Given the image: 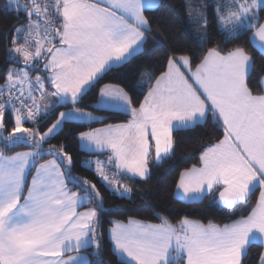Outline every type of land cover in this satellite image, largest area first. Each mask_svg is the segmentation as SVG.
Masks as SVG:
<instances>
[{
  "label": "snow or ice",
  "instance_id": "6c2138e0",
  "mask_svg": "<svg viewBox=\"0 0 264 264\" xmlns=\"http://www.w3.org/2000/svg\"><path fill=\"white\" fill-rule=\"evenodd\" d=\"M165 7L0 0V264H264V0H181L163 24ZM66 124L86 129L80 167L129 200L127 181L175 158L174 132L211 127L172 196L226 222L106 220L105 192L49 143Z\"/></svg>",
  "mask_w": 264,
  "mask_h": 264
},
{
  "label": "trees",
  "instance_id": "16d2710c",
  "mask_svg": "<svg viewBox=\"0 0 264 264\" xmlns=\"http://www.w3.org/2000/svg\"><path fill=\"white\" fill-rule=\"evenodd\" d=\"M163 3L166 5L165 8H162L159 12L150 13V15L157 16L161 23L166 24V17L169 15L167 6H173L171 9L173 13L181 12V0H163ZM10 22L11 15L0 14V27H7ZM178 27L180 26L178 25ZM163 54L164 45L161 44L152 60L155 61L159 59ZM152 67H156L155 63H153ZM116 75L115 73L110 74V76ZM127 75L131 78L134 73L128 72ZM104 82H108V79L106 78ZM90 101L91 94L85 97L84 104L81 106L87 105ZM98 114L101 116L109 115L107 112H100ZM54 118L55 117H53V119ZM124 119L126 118L122 116H113L109 122H119ZM98 125L100 124H94L93 127ZM83 130L86 129L78 127L75 124H66L64 130L54 139L50 140L49 143L57 146H59L61 142L66 143V151L70 152L74 157L73 173L96 183L97 187L101 188L102 192H105L106 207L108 208V213L105 217L106 220L110 218L126 220L128 217H135L140 220L159 223L160 221L152 214L153 209H155L160 211L164 216H167L173 223L184 215L193 219H200L204 222H207L208 219H215L220 223L226 222L224 220V214L216 212L214 209L208 207L207 201L203 203L187 204L172 196V192L174 191V180L178 176V173L184 168L191 167L193 164L197 163L199 153L202 150L200 147L202 141L213 139L218 134L211 127L196 128L192 131L174 132V138L177 140L175 158L166 161L162 167L154 169L151 178L147 181L140 180L139 178L134 182L127 181L133 186V194L130 200L121 199L116 195H110L104 190L99 179L92 172L80 167V160L85 159L86 154L79 149V142L75 134ZM47 146L46 144L45 147ZM23 149L24 148L21 147L15 149V151ZM104 227H108L107 223H105ZM253 251H256V249H253ZM105 259L110 260L111 264H115V259L110 257L107 252H105Z\"/></svg>",
  "mask_w": 264,
  "mask_h": 264
},
{
  "label": "crops",
  "instance_id": "0c3cea01",
  "mask_svg": "<svg viewBox=\"0 0 264 264\" xmlns=\"http://www.w3.org/2000/svg\"><path fill=\"white\" fill-rule=\"evenodd\" d=\"M62 110V109H61ZM101 125H98V126H95V127H100ZM23 150H26V149H23ZM23 150H19V151H23ZM50 158V157H49ZM95 157H93V159H94ZM101 159H103V157H101ZM73 190H75V189H73ZM81 211H83L84 209H80ZM147 222H150V221H147ZM151 223H155V222H151Z\"/></svg>",
  "mask_w": 264,
  "mask_h": 264
}]
</instances>
